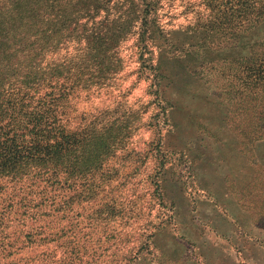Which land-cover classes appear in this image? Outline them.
Here are the masks:
<instances>
[{
  "label": "rangeland",
  "instance_id": "374dc122",
  "mask_svg": "<svg viewBox=\"0 0 264 264\" xmlns=\"http://www.w3.org/2000/svg\"><path fill=\"white\" fill-rule=\"evenodd\" d=\"M162 1L165 38L126 17L108 68L69 67L88 96L60 88L18 116L13 141L0 135V163L57 142L62 179L0 178V264H264V0H244L242 25L230 15L241 0ZM84 3L57 0V25L98 31ZM52 56L44 73L68 78L66 51Z\"/></svg>",
  "mask_w": 264,
  "mask_h": 264
},
{
  "label": "trees",
  "instance_id": "16d2710c",
  "mask_svg": "<svg viewBox=\"0 0 264 264\" xmlns=\"http://www.w3.org/2000/svg\"><path fill=\"white\" fill-rule=\"evenodd\" d=\"M114 1L116 0H84V11L90 16L91 22L93 18H98L94 22L100 19L102 25L98 31L91 27V36H83L76 31V24L73 21L64 20L57 25V0H0V135L8 136L6 140L9 138L14 140L15 133H12V127L20 122L18 121L20 114L32 115L39 112L38 108L43 107L47 102L51 103L64 96V94H57L58 89L80 90L81 95L75 96V99L88 96L89 93L86 90L91 88L93 83L89 78L83 79L76 76L77 72L71 71L69 67L73 61L78 63L84 61L88 65L108 68L111 61L110 55L106 52L116 50V36L120 34L119 28L123 22H130L129 19L125 20L126 17L140 20L138 28L141 29V33L147 31L152 33L149 39L155 43L157 38H165L169 34L170 31L164 22L165 18L160 12L164 1L153 0L150 4L146 3L140 16L136 15L138 8L136 0H126L121 12L123 16L121 14L116 16L117 10H114L112 6ZM215 2L218 7H221V2L216 0ZM243 2L244 0L236 2L237 8L230 7V15L234 14L238 17L240 25L243 23L241 15ZM109 3L113 12L106 9ZM217 6H214L212 10L215 15L220 13V8L215 12ZM263 10L264 2L261 12ZM101 15H103L102 18H100ZM133 15L136 16L129 17ZM197 16L199 19L202 15ZM254 17L255 14L253 19ZM187 25L191 28L197 26L198 28L194 30L201 29L200 24ZM57 48L66 51V59L64 56L61 65L68 67L66 72L68 78L61 81H57V72L56 76L54 72L48 76L43 71L48 62L57 64L52 56L57 53ZM81 49L89 51L81 55L77 54L76 50ZM254 59L259 62L264 61L263 55H258ZM196 61L199 65L201 64L200 60ZM113 68H119L116 59ZM94 84L100 85L99 82ZM65 101L71 103L73 99L65 98ZM8 158H10L8 161L0 163V178H3L4 182L14 180L15 183L26 185L28 180H31L32 183L47 186L55 184L57 187V182L62 181L57 167V142L45 150L22 147L16 149L15 154L9 155ZM29 159L35 161L34 166H27ZM7 162L10 163L7 164Z\"/></svg>",
  "mask_w": 264,
  "mask_h": 264
}]
</instances>
